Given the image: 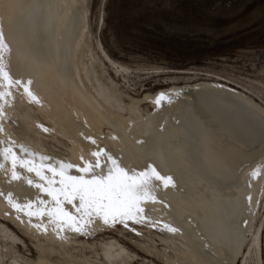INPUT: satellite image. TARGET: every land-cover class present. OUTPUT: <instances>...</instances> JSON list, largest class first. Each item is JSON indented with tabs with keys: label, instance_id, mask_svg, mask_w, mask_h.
Instances as JSON below:
<instances>
[{
	"label": "bare ground",
	"instance_id": "6f19581e",
	"mask_svg": "<svg viewBox=\"0 0 264 264\" xmlns=\"http://www.w3.org/2000/svg\"><path fill=\"white\" fill-rule=\"evenodd\" d=\"M85 4L0 0L5 45L0 65L13 79H30V90L39 101L22 88L11 89L10 106L0 119V149L12 144L17 156L28 159L20 151L22 145L35 154L37 164L40 157H48L44 163L54 167L60 162L74 165L68 169L72 176L81 175L77 167L83 161L94 163L91 152L98 149L125 169L152 164L161 175L172 176L175 185L156 189L163 203L144 205L150 225L164 232L168 264H264V215L256 219L264 184V108L218 80L171 86L142 99L129 97L128 106L122 107L116 86L103 79L90 49ZM161 93L171 99L157 106L154 100ZM144 101L151 106L147 112L140 107ZM22 103L31 104L30 109ZM7 116L16 118L18 130L8 125ZM49 135L61 136L64 148H48L39 139ZM0 165V216L41 243L63 246L78 235L65 230L58 238L52 226L46 233L30 226L27 216L10 207L9 194L21 204L38 196L49 198L27 183L38 181L35 173L18 165L21 178L12 180L10 162L0 156ZM253 170L259 173L255 177ZM65 207L73 211L71 205ZM37 222L47 224V217H33L32 223ZM164 224L180 231L170 233ZM102 226L93 224L89 233ZM0 233L11 237L1 226ZM125 254L117 243L103 245L106 263L123 262Z\"/></svg>",
	"mask_w": 264,
	"mask_h": 264
},
{
	"label": "rangeland",
	"instance_id": "374dc122",
	"mask_svg": "<svg viewBox=\"0 0 264 264\" xmlns=\"http://www.w3.org/2000/svg\"><path fill=\"white\" fill-rule=\"evenodd\" d=\"M84 1L90 49L102 78L116 86L122 107L129 97L218 80L264 108V0ZM21 106L30 109L31 104ZM140 107L151 109L145 101ZM6 120L18 130L16 118ZM39 139L48 148H64L61 136ZM257 211L259 219L264 184ZM0 226L11 235L0 233V264H168L164 256H170L164 232L149 221L129 222L128 228L102 226L63 246L41 243L2 216ZM108 242L125 249L123 262L104 261L102 248Z\"/></svg>",
	"mask_w": 264,
	"mask_h": 264
},
{
	"label": "snow or ice",
	"instance_id": "6c2138e0",
	"mask_svg": "<svg viewBox=\"0 0 264 264\" xmlns=\"http://www.w3.org/2000/svg\"><path fill=\"white\" fill-rule=\"evenodd\" d=\"M4 46V34L0 29V51ZM31 83L30 79L27 82L13 79L0 65V119L4 118V109L6 105H9L8 98L12 95L13 87L22 88L24 94L39 102L30 90ZM170 99L171 97H166L161 93L155 98L154 103L159 106L162 101L170 102ZM2 131L3 129L0 127V132ZM87 139L95 144V140H92L91 137ZM2 143L3 141H0V144ZM13 147L14 145L9 144L0 149V156L10 162L12 180L21 178L16 171L18 165L20 168L26 169L28 173H35L38 181L34 182L28 179L27 183L34 185L40 193L49 199L46 200L38 196L36 201L30 200L21 204L14 202L9 194L8 203L16 213H23L27 216L30 226L35 227L38 231L46 233L47 227L52 226L58 238H60V232L65 230L81 235L87 234L95 223H102L108 227L122 224L128 228L129 222L140 224L149 221L144 205L149 202L163 203L158 200L156 195V189L161 184L164 188L175 186L172 176L161 175L152 164H148L142 170L125 169L104 149L91 152V156L95 158L94 163L83 161L81 157L83 166L77 167V171L81 175L72 176L68 173V169L74 167L72 164L60 162L58 167H54L44 163L49 159L48 157H40V163L37 164L32 159L35 154L27 148L19 146L21 153H26L29 157L25 159L17 156ZM45 171L51 175H45ZM258 174L256 170H253V177ZM248 200L251 201V196L248 197ZM65 205H71L73 211L68 210ZM164 206L168 207L166 203ZM33 217L41 221L42 218L47 217V224L42 222L33 224ZM16 218L19 220L20 216L17 215ZM156 223L158 224L159 221ZM152 226L155 227V224ZM163 228L173 234L180 231L179 228L169 224H164Z\"/></svg>",
	"mask_w": 264,
	"mask_h": 264
}]
</instances>
